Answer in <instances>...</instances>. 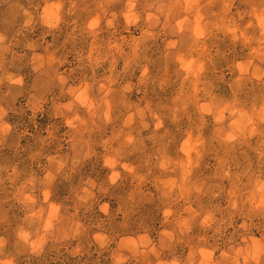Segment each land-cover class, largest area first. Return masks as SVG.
Segmentation results:
<instances>
[{"label":"rangeland","instance_id":"rangeland-1","mask_svg":"<svg viewBox=\"0 0 264 264\" xmlns=\"http://www.w3.org/2000/svg\"><path fill=\"white\" fill-rule=\"evenodd\" d=\"M0 264H264V0H0Z\"/></svg>","mask_w":264,"mask_h":264}]
</instances>
